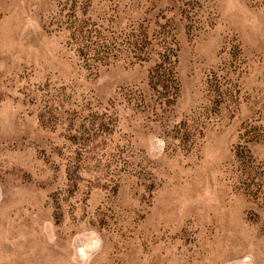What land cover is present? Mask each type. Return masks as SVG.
<instances>
[{
	"label": "rangeland",
	"instance_id": "rangeland-1",
	"mask_svg": "<svg viewBox=\"0 0 264 264\" xmlns=\"http://www.w3.org/2000/svg\"><path fill=\"white\" fill-rule=\"evenodd\" d=\"M0 264H264V0H0Z\"/></svg>",
	"mask_w": 264,
	"mask_h": 264
}]
</instances>
